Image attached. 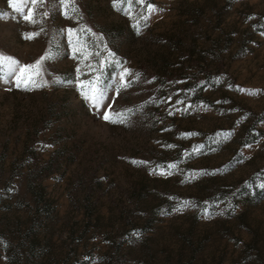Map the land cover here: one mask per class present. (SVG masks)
<instances>
[{"label": "rangeland", "instance_id": "1", "mask_svg": "<svg viewBox=\"0 0 264 264\" xmlns=\"http://www.w3.org/2000/svg\"><path fill=\"white\" fill-rule=\"evenodd\" d=\"M19 7L0 0V264H264V0Z\"/></svg>", "mask_w": 264, "mask_h": 264}, {"label": "snow or ice", "instance_id": "2", "mask_svg": "<svg viewBox=\"0 0 264 264\" xmlns=\"http://www.w3.org/2000/svg\"><path fill=\"white\" fill-rule=\"evenodd\" d=\"M28 2V0H8V5L9 7L15 9L16 11H23V9H21L19 7V5L21 3H26ZM31 4H36V3H41L42 0H30ZM70 2V0H60V4H61V7H64L65 5H67L68 3ZM119 2V0H112V3H113V6L115 7L117 5V3ZM139 3L143 4L144 3V0H138ZM147 8L149 11H156L157 9L154 8V6L152 4H148L147 5ZM33 9L32 8H28L27 9V15H24L23 18L25 20H29L31 22H35L34 20H32V15H33ZM129 15H131V13H128ZM68 33H69V36L72 35V33L75 31L74 29H67ZM31 35L33 34H29L28 38H31ZM40 59H44V57H41ZM4 60H7L9 65L12 66V65H16L17 64V61H15L13 58L11 57H5L3 56L2 54H0V61H4ZM40 61H36L35 64H32V65H20V72L19 74L17 75L16 77V80H17V83H16V86L17 87H20L21 86V83L23 82L24 84H27L29 83L28 80L25 79V75L28 74L30 75L31 72L30 70L32 69H36L37 65H39ZM128 72V69H124L123 72L121 73V82L123 83V79H124V73H127ZM241 91H244V89H240ZM83 95H85V98L86 99H89L93 104L96 105V107H99V104H100V95H103V93H100L99 95L97 94V90H96V86L95 84H92V91H91V94H87V93H82ZM103 119L106 120V121H109L111 119L110 117V114L108 111H104V115H103ZM261 187H264V185H261Z\"/></svg>", "mask_w": 264, "mask_h": 264}]
</instances>
